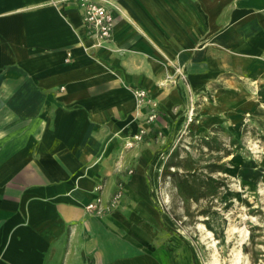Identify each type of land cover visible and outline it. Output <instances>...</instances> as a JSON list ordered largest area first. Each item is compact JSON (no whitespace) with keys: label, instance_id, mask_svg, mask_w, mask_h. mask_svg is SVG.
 <instances>
[{"label":"crops","instance_id":"0c3cea01","mask_svg":"<svg viewBox=\"0 0 264 264\" xmlns=\"http://www.w3.org/2000/svg\"><path fill=\"white\" fill-rule=\"evenodd\" d=\"M103 1L106 41L77 0H0V264H190L154 196L160 146L194 106L202 135L264 150V0Z\"/></svg>","mask_w":264,"mask_h":264},{"label":"rangeland","instance_id":"374dc122","mask_svg":"<svg viewBox=\"0 0 264 264\" xmlns=\"http://www.w3.org/2000/svg\"><path fill=\"white\" fill-rule=\"evenodd\" d=\"M191 108L185 125L167 137L158 154L161 176L153 192L165 218L167 244H181L183 253L192 255L190 264L214 259L264 264V150L256 146L257 135L251 130L252 138L238 139L224 127L202 135L195 109L189 120ZM169 166L180 173L190 169L198 180L210 173L222 184L212 195L185 197L171 176H162Z\"/></svg>","mask_w":264,"mask_h":264},{"label":"built area","instance_id":"2783aa9c","mask_svg":"<svg viewBox=\"0 0 264 264\" xmlns=\"http://www.w3.org/2000/svg\"><path fill=\"white\" fill-rule=\"evenodd\" d=\"M81 9V16L84 24L90 28L100 40L106 41L112 38L114 29V16L111 10L107 8L103 0H77ZM132 91L139 107L148 106V121L155 120L158 117L157 102L148 96V92L143 87H132ZM192 107V106H191ZM194 106L189 111V120H193ZM146 133L145 128L133 135L132 140L127 142V146L132 147L138 141L143 139ZM101 185L96 189L100 190ZM123 195V189L119 188L113 193L110 199L105 201L100 195L86 204V209L91 213L103 216L113 211L119 204Z\"/></svg>","mask_w":264,"mask_h":264},{"label":"trees","instance_id":"16d2710c","mask_svg":"<svg viewBox=\"0 0 264 264\" xmlns=\"http://www.w3.org/2000/svg\"><path fill=\"white\" fill-rule=\"evenodd\" d=\"M191 128L194 130L197 126L191 123ZM213 165L215 168L212 170H216V164ZM219 169V168H218ZM162 176L165 178L166 176H171L174 180L175 187L177 191L188 198H198L201 196H206L207 194H214L222 184L217 178H214L210 173L206 175L205 179L198 180V177L192 170L188 169L185 172H179V170H172L169 167H165L162 171Z\"/></svg>","mask_w":264,"mask_h":264},{"label":"bare ground","instance_id":"6f19581e","mask_svg":"<svg viewBox=\"0 0 264 264\" xmlns=\"http://www.w3.org/2000/svg\"><path fill=\"white\" fill-rule=\"evenodd\" d=\"M246 217V216H245ZM245 230V229H244ZM247 232H248V230H247ZM212 264H217V259H214L213 261H212Z\"/></svg>","mask_w":264,"mask_h":264}]
</instances>
